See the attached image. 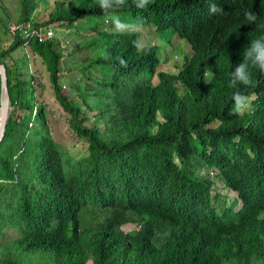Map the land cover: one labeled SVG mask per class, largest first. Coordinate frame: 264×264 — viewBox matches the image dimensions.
Listing matches in <instances>:
<instances>
[{"label": "trees", "instance_id": "trees-1", "mask_svg": "<svg viewBox=\"0 0 264 264\" xmlns=\"http://www.w3.org/2000/svg\"><path fill=\"white\" fill-rule=\"evenodd\" d=\"M212 2L223 11L209 15ZM19 7L16 23L36 28L69 29L104 16L98 0L58 2L43 23L32 21L36 0H19ZM250 10L255 25L245 20ZM115 14L158 33L172 31L169 43L175 46L178 35L194 56L172 75L158 72L159 47L141 44L137 32L98 34L85 43L94 52L90 62L105 68L92 92L100 99L102 129L88 123L60 85L58 43L32 38L33 57L44 62L57 99L87 143L69 175L46 108L28 97V83L10 66L27 39L17 32L0 45L14 108L0 146V238L19 235L0 244V264H264V72L250 66L251 86L230 83L250 43L264 38V0H152L147 10L126 0ZM1 87L0 75V97ZM236 92L252 101L247 112L233 113ZM229 192L238 195L230 202ZM91 209L106 219H85ZM127 224L139 230L125 234Z\"/></svg>", "mask_w": 264, "mask_h": 264}, {"label": "rangeland", "instance_id": "rangeland-1", "mask_svg": "<svg viewBox=\"0 0 264 264\" xmlns=\"http://www.w3.org/2000/svg\"><path fill=\"white\" fill-rule=\"evenodd\" d=\"M1 1L6 9H4L3 12L0 11V19L5 22L11 33L4 35L5 29L0 24V45L6 47L14 40L15 34L13 30L17 25L16 20L20 16V7L19 0ZM36 1L38 2V7L32 16V21L43 23L47 20L49 13L57 7L58 2L65 1V3H68L70 0ZM120 17L123 20L122 16ZM9 18L10 20H8ZM124 21L130 22L128 20ZM52 30L54 32L53 40L58 43L60 52L62 56H64L60 63V85L64 87L65 94L69 96L75 107L84 111V115L90 120L88 123L91 125L97 124L104 129L105 122L99 117V111H101L100 99L98 96H92V92L97 91L98 86L96 83L104 78L103 72L105 68L90 62L92 56H94V52L91 48L86 46L85 43L92 40L98 34H112L111 24L104 23V16H92L86 22L79 21L78 24H75L74 27L69 29L66 28L64 23L58 25L54 24ZM171 32L172 31L158 33L156 28L141 27L140 31L137 33L140 34L139 40L141 44H157L159 47V54L163 64L162 67L158 69V72L179 75L182 71L181 67L186 65L187 60L193 58L194 52L192 51V47L178 35L174 36V40L172 39V41H175V46L174 42L173 44L169 43L168 35L171 36ZM96 53L97 51L95 54ZM168 57H170L169 61H167ZM10 66L14 71H18L22 80L28 83L27 88H25L28 92V97H36L37 104L46 108L47 125L52 131L54 140L59 144L62 154H64L67 174H71L73 171L69 169L70 162L73 160L79 161L86 156L87 143L75 132L71 124V114L57 99L44 62L40 57H33L30 44L23 43V46L18 48L12 55V58H10ZM109 75L113 76V74ZM33 76L36 78L35 85H37L33 89L35 91L34 95L30 86V83L33 82ZM211 78L212 75L208 77V81H211ZM157 82V79L154 80L155 84ZM180 90L181 93L185 92L183 86L180 87ZM252 99H255V97ZM251 102L248 103V108L244 112L252 108ZM87 103H90L92 108ZM21 114L25 116L29 113L28 111L21 110ZM31 126L36 127L37 124L34 122ZM237 196V193L229 192L227 196L228 202L236 199ZM106 217L105 213L91 209V213L88 214L85 219L103 221ZM138 230L139 227L136 224H127L121 229L125 234H135ZM17 239H19L17 233L7 231L6 236L0 238V244H7ZM39 261L40 259L37 260V262ZM35 263L36 261L34 260L33 264ZM36 264L50 263L41 261Z\"/></svg>", "mask_w": 264, "mask_h": 264}, {"label": "clouds", "instance_id": "clouds-1", "mask_svg": "<svg viewBox=\"0 0 264 264\" xmlns=\"http://www.w3.org/2000/svg\"><path fill=\"white\" fill-rule=\"evenodd\" d=\"M151 2L152 0H133L134 6L139 10H147ZM125 6L126 0H98V7L104 14V23L111 24L113 34L127 35L139 32L142 27L141 24L136 22H125L119 15L115 14ZM222 11L223 9L216 3H209V15H215ZM244 17L248 25H255L257 15L254 11L245 12ZM133 46L138 50L142 48L138 40L133 41ZM243 56L242 62L238 63L231 72L230 83L232 86H235L237 82L245 86L253 84L250 66L264 72V38L252 41L250 46L244 51ZM103 58L108 59V56L105 55ZM119 65L124 68L128 66L127 61L123 58H119ZM232 102L234 114H241L248 108V98L239 92L233 94Z\"/></svg>", "mask_w": 264, "mask_h": 264}, {"label": "water", "instance_id": "water-1", "mask_svg": "<svg viewBox=\"0 0 264 264\" xmlns=\"http://www.w3.org/2000/svg\"><path fill=\"white\" fill-rule=\"evenodd\" d=\"M0 75L2 78L1 107H0V146L5 140L9 124L12 120L13 106L11 104L9 74L5 64L0 62Z\"/></svg>", "mask_w": 264, "mask_h": 264}, {"label": "built area", "instance_id": "built-area-1", "mask_svg": "<svg viewBox=\"0 0 264 264\" xmlns=\"http://www.w3.org/2000/svg\"><path fill=\"white\" fill-rule=\"evenodd\" d=\"M20 32L22 36L27 39V44H29L32 38H37L39 42H45L46 40H50L54 38V32L52 27L46 28H36L32 25V23L17 24L13 30V33L16 34Z\"/></svg>", "mask_w": 264, "mask_h": 264}]
</instances>
